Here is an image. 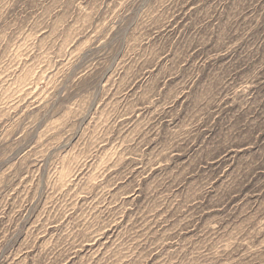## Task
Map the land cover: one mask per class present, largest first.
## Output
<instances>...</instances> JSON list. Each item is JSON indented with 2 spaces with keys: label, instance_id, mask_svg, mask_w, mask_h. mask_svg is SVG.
<instances>
[{
  "label": "rangeland",
  "instance_id": "obj_1",
  "mask_svg": "<svg viewBox=\"0 0 264 264\" xmlns=\"http://www.w3.org/2000/svg\"><path fill=\"white\" fill-rule=\"evenodd\" d=\"M0 264H264V0H0Z\"/></svg>",
  "mask_w": 264,
  "mask_h": 264
}]
</instances>
